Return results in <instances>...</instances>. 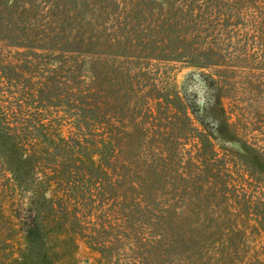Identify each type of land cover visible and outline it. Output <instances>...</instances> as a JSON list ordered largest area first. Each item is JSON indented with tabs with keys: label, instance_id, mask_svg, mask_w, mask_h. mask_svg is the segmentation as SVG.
<instances>
[{
	"label": "trees",
	"instance_id": "trees-1",
	"mask_svg": "<svg viewBox=\"0 0 264 264\" xmlns=\"http://www.w3.org/2000/svg\"><path fill=\"white\" fill-rule=\"evenodd\" d=\"M13 6L12 264H264V0ZM187 67L202 103L179 87Z\"/></svg>",
	"mask_w": 264,
	"mask_h": 264
},
{
	"label": "rangeland",
	"instance_id": "rangeland-1",
	"mask_svg": "<svg viewBox=\"0 0 264 264\" xmlns=\"http://www.w3.org/2000/svg\"><path fill=\"white\" fill-rule=\"evenodd\" d=\"M27 3V0H0V31L4 32V36H7L6 44H16L17 41L14 39V35L11 33V27L7 25L8 19L11 17L12 12L15 11V5L18 7V18L23 19V8ZM15 26L16 22L10 20ZM177 80L181 91L186 96L196 99L197 102L202 103L209 97L210 86H208L202 74L193 67L183 68L177 75ZM6 185L0 188V203L2 206V212H0V264H12L11 261V246L13 242L12 231H11V219L9 217L10 209L7 199ZM23 264V263H22ZM24 264H30L28 261Z\"/></svg>",
	"mask_w": 264,
	"mask_h": 264
}]
</instances>
